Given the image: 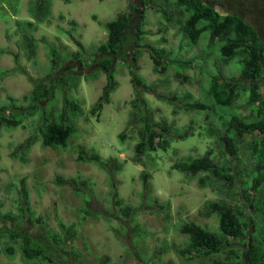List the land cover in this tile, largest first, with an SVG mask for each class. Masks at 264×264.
I'll return each mask as SVG.
<instances>
[{
    "label": "rangeland",
    "instance_id": "obj_1",
    "mask_svg": "<svg viewBox=\"0 0 264 264\" xmlns=\"http://www.w3.org/2000/svg\"><path fill=\"white\" fill-rule=\"evenodd\" d=\"M3 1L0 0V72L2 69L9 72L0 76V105L7 102L10 95L19 99L21 104H28L22 98L30 94L34 84L24 69L33 78L45 81L44 77L52 68V48L66 58L53 73L55 80H59L62 71L68 69H72L70 72L81 79L77 87L58 86L56 96L44 101L43 106L26 118L23 125L1 130L2 223L8 222L5 218L8 211H17L20 180L25 176L31 207L36 217H41L35 224H28V227L36 235L40 234L41 225L64 235L59 221L72 225L74 236L68 246L70 253L62 255L76 263L102 264L103 257H108V264H212L213 259H225L231 255L226 251L205 257L179 252L189 246V236L181 231L186 222L200 224L213 233H221L219 215L213 213L206 216L201 212L208 200H226L241 207L245 217L254 220L258 226L256 234L261 235V229L264 228L261 212L257 206H248L242 196L229 198L227 190L231 192V189L225 185V180L218 181L211 172L186 174L174 168L176 162L188 160V157L204 156L209 150H212L214 162L223 163L231 157L222 154V147L212 127H216L221 134L225 133L227 127L224 121L234 114L239 115L243 122L258 119L246 91H240L239 97L228 108L216 107L209 92L211 75H219L220 72L223 78L240 76L241 55L228 64L224 63L219 55L220 41L215 39L211 42L209 31H205L196 44L186 37L182 22L187 19V14L174 0H148L147 35L143 42L147 46L164 48L162 59L171 62V65L164 73L155 72L150 49L142 47L137 62L139 73L153 89L143 91L140 96L150 104L148 112L150 119L153 118L152 122L165 125L171 131L166 149L150 151L143 156L142 163H136L135 147L142 139L140 130L145 112L132 104L138 94L131 80L130 68L122 59V56L128 55L132 62L133 49L127 44L115 59L117 87L111 93L110 102L105 103L99 113L92 112V108L103 94L108 82L107 75L101 71L96 78L85 79L86 74L98 66L101 55L94 53V48L107 40V23L120 12H130L131 0H50L49 20L37 22L35 29H30L25 23L19 25L18 20L36 21L30 10L37 0ZM132 2L137 7L130 12L135 22L144 3L143 0ZM164 7L168 12H164ZM66 31L82 41L89 49L85 56L96 57L97 62L83 57L82 64L70 57L67 53L77 50L78 46ZM24 34L34 37L32 43L35 47L32 51ZM262 37L264 39V31ZM261 83L264 93V78ZM66 95L79 105L77 111L68 112L71 117L69 123H75L77 133L70 138L65 148L45 146L41 139V127L47 121L60 118ZM186 99H198L209 104L210 108L184 110L180 106L187 104ZM123 131H126L125 141L120 138ZM29 138L37 141L27 153L28 162L24 163L12 157L11 152ZM254 138L261 139V136L256 133L239 136L234 132L240 151L235 161L241 173L237 175V183L246 185V194H252L260 200V188L264 183L255 189L249 188L248 184L249 180L264 173V157L261 162L263 167L258 171L257 159L249 150L250 141ZM81 148L86 149L87 154L95 150L103 157H115L119 162H124V167L112 176L94 162L82 160L79 157ZM145 171L150 174L149 197H145L142 182V173ZM59 176L69 182H61ZM201 179H204V186L200 183ZM115 195L121 197L124 204L138 208L135 219L120 216V207L114 203ZM155 198L159 203L170 202V205L161 208ZM134 226L140 234H134ZM233 246L240 247L242 244L237 239ZM76 252L79 253L78 259ZM54 259L59 264L65 262L61 257ZM0 264L35 263L23 261L17 246L16 254L8 256L0 244ZM69 264L74 263L70 261Z\"/></svg>",
    "mask_w": 264,
    "mask_h": 264
},
{
    "label": "trees",
    "instance_id": "obj_2",
    "mask_svg": "<svg viewBox=\"0 0 264 264\" xmlns=\"http://www.w3.org/2000/svg\"><path fill=\"white\" fill-rule=\"evenodd\" d=\"M65 1L70 2L71 0ZM150 1L143 0L144 4L140 7L139 18L135 22H133L130 12L136 10L137 7L131 0L129 4L130 12H120L114 20L107 23V40L94 48V53L101 55V58L98 59V66L85 76L86 80L92 77L96 78L101 71L107 75L108 82L104 87L103 94L92 108V112L99 113L103 109L104 104L110 102L111 93L117 87L118 82L115 78L117 62H115V59L118 58L117 56L127 44L133 49L132 62L129 60L128 55L122 56V59L126 61L130 68L131 80L138 94L132 104L137 109L140 108L141 111L145 112V116L142 118L144 124L140 130L142 139L135 147L136 154L134 161L136 163H142L143 156L150 151H156L159 148L166 149L169 145L167 137L171 131L165 125L152 122L153 118L150 119L148 112L150 104L148 100L140 96L143 91L148 92L153 89V86L148 84L139 73L140 67L137 62L142 53V47L146 46L150 49V56L154 63L155 72L164 73L168 66L171 65V62L162 59V54L165 51L164 48H157L153 45L147 46L143 42L147 35V30L145 29L146 9ZM174 1L187 14V19L182 22V26L186 37L193 44L198 43L205 31H209L211 33V42L215 39L220 41L219 55L224 63L228 64L233 58L239 55L242 56L240 59L242 70L238 78H223L220 72L219 75H211L209 92L213 97L214 105L216 107L228 108L239 97L240 91H246L248 100L255 114L258 116V119L247 122H243L237 114L228 116L224 121L227 131L223 134L216 127H212L222 147V154L231 157L223 163L214 162L211 156L212 150H209L204 156L197 158L188 157V160L186 158L184 161L176 162L174 168L186 174L203 171L211 172L218 181H226L225 185L231 189V192L227 190L229 198L234 199L238 195L242 196L245 202L248 203V206L251 208L257 206L264 219V184L262 188L259 187L264 183V173L261 176H257L254 180H249L248 183L250 185L249 188H260L262 198L257 200L254 195L246 194L248 189L246 185L240 186L237 183V175L241 173L238 169L239 164L235 161L240 151L238 143L234 139V132L239 136L245 133H256L261 136V139L254 138L250 141L249 150L257 159L256 170L262 169L263 165L261 162L264 157V93L261 91V79L264 78V39L262 37V31H264V0ZM14 10L15 12L17 11L15 8ZM163 10L164 12H168L165 7ZM30 12L36 21L27 20L26 22H21L18 20V23L19 25H21L20 23H25L30 29H35L37 22L49 20L51 1H35ZM66 33L73 37L78 46L77 50L68 52L67 54L82 63L81 58L87 57L85 55L89 53V49L86 48L82 41L75 38L70 31H66ZM24 39L31 47L30 51H32L35 47L32 43L34 37L24 34ZM51 57L52 68L44 77L45 81L43 82L40 79L33 78L24 69V73L34 84V88L30 94H25L22 98L28 104H21L19 99L10 95L8 101L0 105V132L2 129H11L23 125L24 120L35 114L43 106L44 101L52 100L56 96L58 86L62 85L72 88L79 85L81 77L71 73L72 69H68L65 72L62 71L60 79L55 80V77L52 75L55 70L60 68L66 58L60 54V51L58 52L54 48H52ZM88 59L97 62L96 57L88 56ZM16 61H18L17 58ZM183 68L185 69L186 67L183 66ZM8 72L9 70L2 69L0 76ZM179 74L184 75L182 72H179ZM190 96L192 95L190 94ZM176 97L173 98V101L176 100ZM178 97L180 96L178 95ZM186 101H188L187 104H181L182 106H180L184 110H206L210 108L209 104L198 99L194 101L186 99ZM78 108L79 105L66 95L64 109L60 113V118L47 121L41 127V139L45 146L67 147L70 138L77 133L75 123H69L71 117L68 112L77 111ZM221 117H224V115L221 114ZM134 118L137 119V116H134ZM125 137L126 131H123L120 134V138L122 141H125ZM36 141L35 138H29L27 141L20 143L11 152L12 157L18 158L24 163L28 162L27 153ZM79 157L82 160L94 162L99 168L112 176L122 171L124 167V162H119L115 157H103L95 150L87 154L86 149L81 148ZM149 177L150 174L147 171L142 173L145 197L151 196ZM59 180L61 182H69L60 176ZM200 183L204 186V179H201ZM76 190L79 191V188L77 187ZM155 199L161 208H166L170 205V202L159 203L157 198ZM114 203L120 207L119 213L122 218L135 219L138 213L136 206L124 204L123 199L116 195ZM1 207L2 203L0 202V210ZM16 208V212L8 211L5 214L8 222L2 223L0 220V244L5 254L11 257L14 256L17 246L20 256L25 262L59 264L54 257H61L65 261L64 264H69L70 261L74 264H82V262L76 263L62 255L63 253H70L68 246L72 243L74 236V232H71L72 225H67L62 220L59 221L62 231L65 232L64 235L61 232L47 230L43 225L40 226V234L36 235L28 227V224H35L41 217H36L31 207L30 191L27 185V177L25 176L20 180ZM201 212L206 216H211L213 213L219 215L221 233H213L200 224L186 222L182 226L181 231L189 236V246L187 249H180V253L183 255L194 254L198 257H205L226 251L231 255L225 259H213L212 264H264V228L261 229V235L256 234L258 226L254 220H248L245 217V212L241 207L226 200H208ZM133 231L135 235L140 234L136 226L133 227ZM258 236H261L262 239L260 240ZM237 239L241 242L242 246H233V242ZM76 256L78 259L79 253L76 252ZM101 263L108 264L110 261L108 257H103Z\"/></svg>",
    "mask_w": 264,
    "mask_h": 264
}]
</instances>
